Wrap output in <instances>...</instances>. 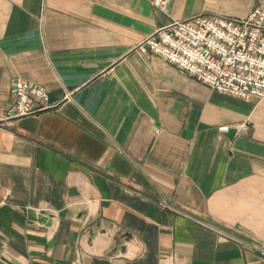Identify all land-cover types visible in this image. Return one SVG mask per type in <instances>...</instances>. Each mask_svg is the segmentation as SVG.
I'll list each match as a JSON object with an SVG mask.
<instances>
[{"label": "crops", "instance_id": "1", "mask_svg": "<svg viewBox=\"0 0 264 264\" xmlns=\"http://www.w3.org/2000/svg\"><path fill=\"white\" fill-rule=\"evenodd\" d=\"M257 1L0 0V264H264V99L136 49ZM15 79L56 106L6 117Z\"/></svg>", "mask_w": 264, "mask_h": 264}, {"label": "built area", "instance_id": "2", "mask_svg": "<svg viewBox=\"0 0 264 264\" xmlns=\"http://www.w3.org/2000/svg\"><path fill=\"white\" fill-rule=\"evenodd\" d=\"M167 14L169 0H149ZM174 65L198 83L234 98L264 99V0L245 17L193 15L170 20L137 44ZM6 117H19L52 109L45 89L15 79ZM68 93L64 98H68ZM221 130H225L222 127Z\"/></svg>", "mask_w": 264, "mask_h": 264}, {"label": "water", "instance_id": "3", "mask_svg": "<svg viewBox=\"0 0 264 264\" xmlns=\"http://www.w3.org/2000/svg\"><path fill=\"white\" fill-rule=\"evenodd\" d=\"M232 133H233V129H228L227 130V135L230 136ZM256 255L261 257V258H264V252H262V251L257 250L256 251Z\"/></svg>", "mask_w": 264, "mask_h": 264}]
</instances>
